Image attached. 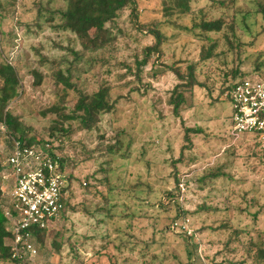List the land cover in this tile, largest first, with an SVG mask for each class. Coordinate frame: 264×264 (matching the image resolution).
Returning a JSON list of instances; mask_svg holds the SVG:
<instances>
[{
    "label": "rangeland",
    "instance_id": "1",
    "mask_svg": "<svg viewBox=\"0 0 264 264\" xmlns=\"http://www.w3.org/2000/svg\"><path fill=\"white\" fill-rule=\"evenodd\" d=\"M257 1L240 0L233 7L228 0L226 6L192 0L193 12L175 13L169 23L162 0H140L142 17L136 22L130 9L121 11L107 25L112 43L96 51L91 49L105 41L104 31L92 29L80 38L53 28L61 22L58 10L65 0H17L0 11V57L19 64L23 84L9 108L28 138L59 137L58 152L76 185L69 209L50 223L29 264H185L189 245L196 264H254L250 241L264 234V140L232 134L226 88L237 70L262 67L264 75V13ZM210 18H222L224 27L202 36L195 23ZM154 19L164 41L160 51L147 53L156 42L147 29ZM43 58L75 85L64 104L67 113L77 89L109 84L114 107L100 115L97 127L87 130L79 119L48 111L61 102L53 79L47 74L36 86L29 74V65L38 67ZM54 67L50 62L40 68ZM171 67L184 76L192 68L197 81L192 90L181 87L184 81ZM177 88L186 96L179 117L171 104ZM186 127L200 131L186 137ZM13 136L0 121V203L6 206L13 183L4 162ZM216 171L226 175L199 181ZM183 210L188 216L178 218ZM0 264L17 263L0 259Z\"/></svg>",
    "mask_w": 264,
    "mask_h": 264
},
{
    "label": "trees",
    "instance_id": "2",
    "mask_svg": "<svg viewBox=\"0 0 264 264\" xmlns=\"http://www.w3.org/2000/svg\"><path fill=\"white\" fill-rule=\"evenodd\" d=\"M17 0H0V11L5 10L7 8L15 7ZM67 2L66 6L63 9L58 10L60 15L61 22L59 24H55L53 28L56 29H63V30H70L74 32L78 37L84 38L89 37V32L92 29L97 31H104L105 32V41L92 47L91 50H99L107 47L108 44L112 43L114 38L111 27H108V24L114 23L115 19L118 17L119 13L124 9H130V15L134 18V20L139 19L144 14V9L140 6V0H65ZM155 1V0H154ZM231 5L236 6L240 0H228ZM213 4L215 5L216 2L214 1ZM220 5H227V0H220ZM257 4L259 6V11L264 13V2L262 0H258ZM204 9V8H203ZM200 10L201 13H208L204 10ZM219 9V8H218ZM14 14L16 10H10ZM216 11V10H215ZM193 12L192 0H162V7L161 13L167 17V21L169 23L172 22V16L176 13L178 15H187ZM249 13V12H248ZM245 13V15H249ZM40 15V14H39ZM49 20L53 21V18H49ZM157 19H154V22ZM50 21V22H52ZM159 21L155 22L154 26H147L149 30V34L153 35L156 38L155 44L147 47V53L151 51H160L161 46L163 44V33L161 32L159 26ZM28 30L30 29L29 24ZM197 27L201 29L202 36H205L206 33L210 32H219L222 31L224 27V20L222 18H210V19H202L199 23H195ZM137 30L143 31V29L139 26L136 27ZM14 34L12 35V37ZM2 39L5 41V35L2 33ZM10 42V41H9ZM2 44V42L0 41ZM210 51V50H208ZM211 52V51H210ZM209 52V53H210ZM0 121H3L7 128L15 133V136L12 137L14 140H21L26 145H35V144H45L51 143L53 148L61 149V144L56 142L60 140L59 137L55 138H47L45 140H36L30 139L25 135L24 130L21 127V119L13 114L11 108H9V104L14 100L17 96L20 95L19 91L20 88L23 87L22 84V76L21 70L19 69V64L9 59H2L0 57ZM54 64V68L47 70V72L40 67H44L47 63ZM145 63V62H144ZM262 67H258L255 71L241 73V71L237 70L233 72L235 75L234 81H232L227 86V91L231 89L235 83L240 80H244L246 78L252 79H264V75L261 74L259 71ZM174 73L179 75L182 79L183 85L187 87V89H191L196 85V75L193 72L192 68L188 72V76H184L178 70H173V67L169 68ZM29 74H32L35 81L34 84L36 86H41L43 82L46 80V75L48 74V78L53 79V83L55 85L56 94L61 102H58L52 106H49L47 109L51 112H56L58 117L62 115L65 116L67 120L69 119H79L81 122V126L87 130H92L94 127H97V123L100 120V115L104 113L110 112L114 104L110 100V86L107 82L100 83L97 85L95 89H77L78 97L76 98V102L74 103V107L72 111L69 113L66 112V105H64L69 96L72 95L71 90L75 88V85L71 82V80L63 73L61 68L56 69V63L54 61L47 60V58H43L39 60V66L36 67L34 64L29 65ZM238 76V77H237ZM187 77V78H186ZM237 77V78H236ZM178 88L175 90L173 95L171 96V104L173 105L174 113L179 117L182 105L186 103V96H185V89L178 91ZM177 94V96H175ZM227 95V94H226ZM228 101L229 97L227 96ZM64 105V106H63ZM63 108V110H62ZM47 112V111H46ZM233 125V120H232ZM232 127V134L233 133V126ZM186 137H188L189 132H198L196 128L186 127ZM64 131H67L64 129ZM245 134H253L254 136L260 138V136L256 133H244ZM235 136V135H234ZM110 153H114L113 148H111ZM59 168L61 171L66 169L67 162L65 158L62 156L59 158ZM104 172H107L106 169L102 168ZM226 173L221 171H216L214 173H210L199 181L204 182L209 179L213 178H221L225 176ZM72 176V177H71ZM68 175L69 177V185L67 187V191L69 192L68 198L66 200V212L70 207L71 203V192L72 190L75 191L76 185L74 184L73 175ZM176 178L178 182V190L180 191V183L181 179L178 178V172L176 173ZM105 178L107 179L108 176L106 175ZM86 183V182H85ZM89 183L87 182V185ZM104 185L103 183H100ZM137 188H134L132 191H136ZM112 193V188L109 190L108 194ZM171 197H174L175 194L173 192L168 193ZM107 195V194H106ZM106 199H109L107 195ZM5 204L0 203V259L2 260H13L17 264H29L30 262H25V260L16 259L13 257L11 251V232L8 229L9 226V219L5 215ZM64 210V211H65ZM63 211V213H64ZM65 212V213H66ZM114 212V210H113ZM187 211H184L176 216H188ZM176 217V218H177ZM255 217L258 218L259 214L256 213ZM47 232V229H34V234L36 236V243L39 246L41 242H44V236ZM235 235L239 234L238 230L234 231ZM250 247L248 252L250 253L251 257H253L254 264H261L264 262V234L261 232H257L256 237H252L250 241ZM40 250V248H39ZM194 250L192 246L187 247V254H188V261L185 264H196L194 262ZM252 254H254L252 256Z\"/></svg>",
    "mask_w": 264,
    "mask_h": 264
},
{
    "label": "built area",
    "instance_id": "3",
    "mask_svg": "<svg viewBox=\"0 0 264 264\" xmlns=\"http://www.w3.org/2000/svg\"><path fill=\"white\" fill-rule=\"evenodd\" d=\"M233 109V133H256L264 140V79L246 78L227 91ZM51 143L26 145L14 140L4 162L13 187L5 207L13 257L25 262L39 255L34 229H47L66 209L69 177L59 168ZM5 177L10 179L9 175Z\"/></svg>",
    "mask_w": 264,
    "mask_h": 264
}]
</instances>
